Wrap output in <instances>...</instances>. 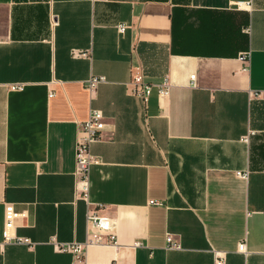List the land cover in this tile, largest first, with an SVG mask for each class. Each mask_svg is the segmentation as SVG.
<instances>
[{"label": "crops", "instance_id": "obj_1", "mask_svg": "<svg viewBox=\"0 0 264 264\" xmlns=\"http://www.w3.org/2000/svg\"><path fill=\"white\" fill-rule=\"evenodd\" d=\"M93 76L107 82L90 92ZM92 110L105 130L85 201L75 150ZM7 203L23 242H5ZM96 209L114 241L84 264H264V0H0V264H82L65 249Z\"/></svg>", "mask_w": 264, "mask_h": 264}, {"label": "built area", "instance_id": "obj_2", "mask_svg": "<svg viewBox=\"0 0 264 264\" xmlns=\"http://www.w3.org/2000/svg\"><path fill=\"white\" fill-rule=\"evenodd\" d=\"M128 29V25L120 24L118 31L123 34ZM246 32L250 34V27L246 29ZM83 57H91V52H84L81 54ZM251 58V51L244 52L240 55V60L244 65L249 66ZM192 83L195 85L196 77H191ZM107 80L103 76H93L86 83V87L90 92H93L99 85L106 83ZM131 88L132 95L139 99L145 106L149 103L152 96L154 86L145 81V77L142 74H136L132 77L131 82L128 84ZM25 87L24 84H11L10 89L13 91H21ZM167 94V84L159 88V95L162 97ZM105 130L104 115L100 110H92L89 118L86 122L78 125V136L76 142V170H75V192L81 199L88 200L90 189V170L91 167L97 163V158L92 154L91 148L94 143L100 140L102 133ZM241 177H247V174L238 173ZM152 204L157 202L152 201ZM5 230L4 239L5 242H23L20 239L12 238L10 231L15 228L17 220L23 218L24 214L18 212L13 204L7 203L5 205ZM87 222L92 228V232L89 233L86 242L69 244L65 250L72 252L81 263L84 264V253L86 248L91 244H100L104 242V236H108L107 242L114 241V234L111 232V220L107 216L102 215L97 209L89 210L87 215ZM168 249H180L181 246L178 242H174L171 236L167 238ZM244 249V244L240 245V250ZM215 264H225V258L219 254H215Z\"/></svg>", "mask_w": 264, "mask_h": 264}]
</instances>
